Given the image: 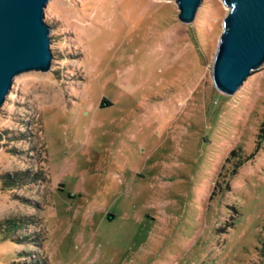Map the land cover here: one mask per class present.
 <instances>
[{
  "label": "rangeland",
  "instance_id": "rangeland-1",
  "mask_svg": "<svg viewBox=\"0 0 264 264\" xmlns=\"http://www.w3.org/2000/svg\"><path fill=\"white\" fill-rule=\"evenodd\" d=\"M226 13L47 2L50 70L15 75L0 105V173L45 176L0 189V220L34 215L18 235L37 240H0V264H264V61L214 86Z\"/></svg>",
  "mask_w": 264,
  "mask_h": 264
},
{
  "label": "water",
  "instance_id": "water-1",
  "mask_svg": "<svg viewBox=\"0 0 264 264\" xmlns=\"http://www.w3.org/2000/svg\"><path fill=\"white\" fill-rule=\"evenodd\" d=\"M49 0H0V105L13 77L50 70V27L44 21ZM202 0H174L177 18L190 23ZM222 18L211 77L221 92L232 94L264 61V0H220Z\"/></svg>",
  "mask_w": 264,
  "mask_h": 264
},
{
  "label": "trees",
  "instance_id": "trees-1",
  "mask_svg": "<svg viewBox=\"0 0 264 264\" xmlns=\"http://www.w3.org/2000/svg\"><path fill=\"white\" fill-rule=\"evenodd\" d=\"M17 129L19 131L20 126H18ZM27 134H28V131L19 132L18 136H21V137H18V138L24 139V137H26ZM10 150L16 153L15 151L18 149L13 147ZM233 153L234 151L230 152V154H233ZM44 180H45V176L43 175L42 170L35 171L34 169L25 168L22 170L21 169L14 170L11 172L4 171L0 173V189L10 191L14 188L25 187L27 185L36 184ZM34 221H36L34 215L32 216H13L10 218L1 219L0 220V240L8 239L15 243H31V242L34 243V241L37 240V238L34 237L37 233L32 232L33 234H30L34 236H30L29 234H24V235L21 234V236L18 235L20 231H24L26 227L28 228V225H31L29 224L30 222H34ZM36 232L38 231L36 230ZM13 235L14 237H11ZM261 242H262L261 247L259 248V252H258L260 262L264 261V239ZM16 253L20 255V254H26L30 252L29 251H22V252L17 251ZM20 264H34V260L32 259L29 261L24 260ZM255 264H260V263L257 262Z\"/></svg>",
  "mask_w": 264,
  "mask_h": 264
}]
</instances>
